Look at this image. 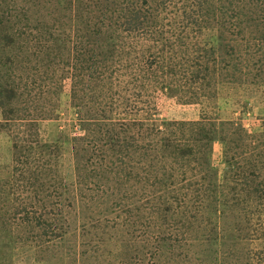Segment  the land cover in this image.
<instances>
[{"label": "rangeland", "instance_id": "374dc122", "mask_svg": "<svg viewBox=\"0 0 264 264\" xmlns=\"http://www.w3.org/2000/svg\"><path fill=\"white\" fill-rule=\"evenodd\" d=\"M113 1L0 0V264H264V0Z\"/></svg>", "mask_w": 264, "mask_h": 264}, {"label": "trees", "instance_id": "16d2710c", "mask_svg": "<svg viewBox=\"0 0 264 264\" xmlns=\"http://www.w3.org/2000/svg\"><path fill=\"white\" fill-rule=\"evenodd\" d=\"M120 1L121 2L114 0L113 2H111L115 6L114 8L110 5L108 7L110 9V12H109L110 16L115 15L116 18H122L123 19V22H120L121 23L120 25H121V27H123V29H125V30H123L124 32L125 31L131 32L132 29H136L138 21H141L142 25L149 21V14L147 11H141V13L138 14L134 11L135 7H133L134 4L131 2V0H126V1L120 0ZM251 1L253 3L256 2L257 5H259L260 4L259 2L262 0H251ZM117 3H120V4H117ZM232 3H234V2H231V1L226 2L224 0H185L184 4L187 7L192 5V6H196V8H197L196 10H194L193 12L188 14V16L192 20V22L189 20L188 21L186 20V21L188 24H194L196 26H199L200 24H202V21L204 19L211 18V17H212V19H216L215 21H220V19L223 20L226 18L230 19V17L233 15L231 11L235 12V10L230 6V4H232ZM161 5L165 8V3H162ZM106 7H107V5L105 6V10L103 12H106ZM97 10L99 12L100 8H98ZM238 13H239L238 21H237V23L235 22L236 24L232 23L233 25H235V27H233L231 29L237 28L238 33L242 34L244 32L245 23H249V22L251 23L252 21L254 22L255 19H254V16L252 15V13H248L247 14L248 16L243 14L244 11H241V12L238 11ZM242 16L244 19L242 18ZM246 16H247V18H245ZM114 19L115 18H112V20L115 23L116 21ZM175 25H178V23L176 21H175ZM184 57L187 59V62L185 64V65H187V63L190 61V58L188 59L187 56H184ZM196 64H198V63H196ZM197 66H199V65H197ZM199 73H200V68L195 72V74L198 75ZM2 92L7 93V96H8L7 99L8 100L13 99L15 97V93H16L14 89L8 90L7 88L0 91V93H2ZM57 146L58 145H56L55 147H57ZM57 148H59V146ZM186 151H187V155L189 154V155L194 156L192 149L182 151V156L184 154H186ZM182 156H180V157L183 158ZM120 161L123 165H126V163L124 162V158H122ZM132 174H133V172L129 171L126 174L127 179H131ZM239 174H242V175H240V177L236 180V183L239 185L238 188L241 190V192L242 191L247 192L252 197L254 194L262 193V196L264 197V189H261L262 186L259 187L258 189L253 187V189L251 188L250 190H248L246 188L247 186H249L248 176L243 174V172H241ZM156 183H159V182H155L154 185ZM238 188L236 187V189H234V193H237V191L239 190ZM223 203H225V202H223ZM23 212H24V216H25L24 219H26V221H28V222L32 221L33 216H30L29 213H27L25 209H23ZM188 222H190V220H188ZM53 225L54 224H52V222L47 223L48 227L44 231V234L48 235L51 231H53V229H52ZM182 225L185 226L184 224H182Z\"/></svg>", "mask_w": 264, "mask_h": 264}]
</instances>
